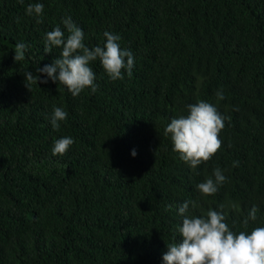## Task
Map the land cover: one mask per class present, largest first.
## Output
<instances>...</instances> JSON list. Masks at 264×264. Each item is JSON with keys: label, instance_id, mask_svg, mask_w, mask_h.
<instances>
[{"label": "trees", "instance_id": "16d2710c", "mask_svg": "<svg viewBox=\"0 0 264 264\" xmlns=\"http://www.w3.org/2000/svg\"><path fill=\"white\" fill-rule=\"evenodd\" d=\"M0 264H264V0H0Z\"/></svg>", "mask_w": 264, "mask_h": 264}]
</instances>
